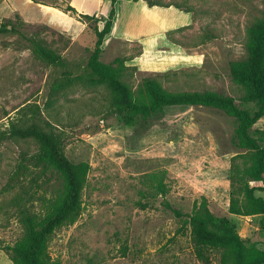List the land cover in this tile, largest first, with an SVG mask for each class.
I'll return each mask as SVG.
<instances>
[{
	"label": "rangeland",
	"instance_id": "rangeland-1",
	"mask_svg": "<svg viewBox=\"0 0 264 264\" xmlns=\"http://www.w3.org/2000/svg\"><path fill=\"white\" fill-rule=\"evenodd\" d=\"M38 1L71 3L80 13L97 16H107L111 9V0ZM0 2L1 6L4 0ZM32 2L11 0L34 22L18 11L11 16L1 11L0 28L8 19L19 26L24 20L21 28L26 32L48 25L45 32L53 46L61 49L63 62L45 63L22 34L0 29V131L11 123L7 114L20 122L17 110L27 103L38 104L43 118L64 132L67 156L91 165L82 214L74 224L54 233L52 256L63 264H220L218 253H211L209 262L198 257L190 227L164 207L162 197L151 200L146 208L139 205L143 176L164 170L175 207L191 212L194 202L205 195L212 211L229 217L247 245L264 249V216L229 212L231 161L244 150L236 139L235 119L217 108L170 106L137 129L122 121L120 108L111 103L110 90L103 84L92 81L56 93L55 86L66 73L91 77L88 61L96 36L78 16ZM188 4L196 9L195 21L173 32L176 39L189 43L184 46L161 43L164 27H177L186 20L183 14L150 11L142 3L123 0L119 29L104 41L102 61L124 59L129 69L123 78L135 91L147 78H154L170 91L221 92L247 107L240 100L244 89L233 80L230 65L247 58V29L262 16L264 0H189ZM17 13L22 18L17 19ZM208 28L214 37H204ZM78 32L75 40L73 34ZM143 40H148L147 49ZM254 128L264 129V117ZM38 148L32 139L1 141L0 204L28 190L27 204L40 209L38 197L50 196L59 188L56 175L33 170L23 178V187L18 184L8 190L22 154H34ZM17 213L15 208L0 211V247L14 244L23 235ZM0 264H14L3 249Z\"/></svg>",
	"mask_w": 264,
	"mask_h": 264
},
{
	"label": "trees",
	"instance_id": "trees-1",
	"mask_svg": "<svg viewBox=\"0 0 264 264\" xmlns=\"http://www.w3.org/2000/svg\"><path fill=\"white\" fill-rule=\"evenodd\" d=\"M36 3L50 5L79 17L89 23L96 39L88 61L91 77L85 75L64 74L55 86V92L70 89L79 84L95 81L110 90L111 103L120 108L122 121L126 125L145 127L154 117L162 114L170 106H205L221 109L236 121V139L244 149L234 155L230 168V204L229 212L235 216H264V129H255V124L264 117V11L262 16L252 22L247 29L248 56L245 59L231 62L230 74L234 81L244 89L240 100L247 107L237 103L236 98L221 92L203 91H170L154 78H147L133 90L123 76L128 71L124 59L112 63L102 61L103 45L107 35L112 32L118 0H111V9L107 16L80 13L68 3L65 6L58 2L48 4L38 0ZM139 1V0H135ZM150 7H176L193 14L196 9L188 4L189 0H144ZM1 3V2H0ZM16 18H22L19 13ZM94 22V24L92 23ZM103 22V26L98 25ZM26 22L17 25L15 20L8 19L1 24L3 32H19L31 45L33 53L49 65H59L63 55L59 47L49 41L48 25L36 31L22 30ZM192 24L167 31V38L173 43L189 46L173 36V32L183 31ZM214 37L212 29H206ZM203 41H206L203 39ZM71 38L65 40V48ZM19 121L12 120L5 130L0 131V143L4 139L23 138L34 140L39 148L36 153H23L13 182L7 185L8 190L23 187V178L32 175L33 170L51 173L59 180V188L50 196H39L40 209L27 204L28 190L19 192L11 199L0 204L4 208H15L19 222L24 228L23 235L14 244L0 247L6 251L14 264H63L52 256L50 242L54 233L63 226L74 224L83 211V193L89 182L91 165L87 161L76 163L66 154L65 134L53 122L43 118L38 104L27 103L17 110ZM34 176V175H33ZM35 177V176H34ZM141 199L139 205L146 208L151 200L163 198L166 209L182 220L191 229L192 241L196 253L204 262L210 261L211 253H218L220 264H264V249L246 244L241 234L227 216H217L210 207L207 196L202 195L194 202L191 212L177 208L169 199L171 186L167 182V171L146 174L143 176ZM264 229V218L262 220ZM87 264H93L89 261Z\"/></svg>",
	"mask_w": 264,
	"mask_h": 264
},
{
	"label": "crops",
	"instance_id": "crops-1",
	"mask_svg": "<svg viewBox=\"0 0 264 264\" xmlns=\"http://www.w3.org/2000/svg\"><path fill=\"white\" fill-rule=\"evenodd\" d=\"M29 1L31 3H33L32 0H29ZM132 1H134L136 3H142L143 7L145 9H147V10H150V11H158L159 12V11H162V9H163L165 11H173L174 15L175 14H183L184 15V17H185L186 20H184L182 23H180L177 27H174V28H172V27L170 28V26L164 27V34H165L164 37H165V39L161 43H166V44L167 43H169V44L172 43L167 38V34H166L167 31H169L171 29H176V28H179V27H182V26H185V25H189V24L192 23V19H193V17H192L193 14L192 13H189V12H186V11H183V10H180V9L174 7V6H172V7H159V6L150 7L147 4V2L144 1V0H139V1L132 0ZM122 2H123V0H118L117 3H116L117 13H116V17L114 19V26H113L112 32L109 35L106 36L105 41L106 40H109L110 37H113V35H115L117 33L118 29H119V22H120V18H121V8H120V6H121ZM34 3L37 4V5H39L40 7L45 8L46 10H49V9H53L51 11L58 10L57 8L52 7V6H49V5H46V4H41V3H36V2H34ZM1 11L4 12V14H6L7 16H11L12 13H14L16 11L22 13L20 10L16 9V7H13L12 6L11 0H4V2L0 6V12ZM22 15L25 17V15L23 13H22ZM25 19L27 21H29V22H34V20H32V19L29 20L26 17H25ZM51 24H54V23L51 22ZM80 33L81 32H78L77 34H73V38L76 40ZM149 39H152L151 40L152 42L158 43V42L154 41V38L153 37H150ZM143 42H144L143 43L144 48L147 49L148 40L147 41L143 40Z\"/></svg>",
	"mask_w": 264,
	"mask_h": 264
}]
</instances>
